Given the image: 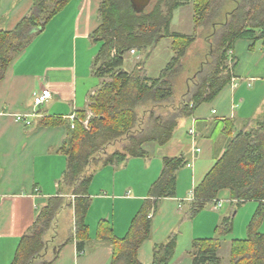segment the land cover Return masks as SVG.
Here are the masks:
<instances>
[{
  "label": "trees",
  "instance_id": "obj_1",
  "mask_svg": "<svg viewBox=\"0 0 264 264\" xmlns=\"http://www.w3.org/2000/svg\"><path fill=\"white\" fill-rule=\"evenodd\" d=\"M70 1L35 0L31 12L15 30L0 31V82L12 61L27 51ZM189 5L194 11L193 34L172 32L175 12ZM226 7L232 9L224 10ZM222 12L223 21H217ZM98 19L100 25L91 35L100 45L92 62V74L104 81L91 98L89 109L93 116L86 127L82 121L87 115L81 112L70 126L60 148L67 157L62 187L58 196L48 199L21 238L11 264H54L64 244L53 248L50 244L57 235L58 216L67 208L74 209L75 222L68 241H76L78 252L83 253L91 240L87 216L92 204L94 167L148 158L146 144L170 143L181 120L192 118L203 104L213 102L233 82L239 63L236 42H251L250 52L258 45L264 49V0H152L143 13H137L130 0H101ZM201 27L211 29L204 38L208 50L195 75L175 88L182 61ZM165 39L172 40L174 56L159 76L152 78L146 65ZM132 51L139 55V62L129 71L125 66ZM42 124L58 123L44 119ZM210 137L215 163L195 187L192 200L183 210V221L216 206L223 191H229L232 207L256 201L258 207L247 227V237L231 243L230 264H264V234L260 232L264 223V121H251L240 130L233 120L219 122ZM117 142L123 143L122 149L109 154L108 147ZM187 166L184 157L164 159L160 176L151 185L148 198L124 238L114 235L110 222L99 223L96 239L113 247L110 264H142L138 252L151 237L153 217L162 200L176 196L178 173ZM63 187L70 196L63 194ZM233 230L232 214L222 218L214 238L194 240L188 252L192 264H223L219 255L222 240ZM51 232L55 235L49 239ZM178 238L175 231L166 242L155 245L151 264H171Z\"/></svg>",
  "mask_w": 264,
  "mask_h": 264
},
{
  "label": "crops",
  "instance_id": "obj_2",
  "mask_svg": "<svg viewBox=\"0 0 264 264\" xmlns=\"http://www.w3.org/2000/svg\"><path fill=\"white\" fill-rule=\"evenodd\" d=\"M100 1H70L49 21L32 46L12 61L0 82V264L13 262L21 238L33 225L39 211L49 198L58 196L67 166V157L60 148L70 126H74L81 112H86L87 117L82 121L86 127L93 116L89 109L91 98L104 80L92 74L95 56L90 54L88 39L100 25ZM34 3L35 0H0V31L15 30L31 12ZM70 27L76 34L72 38L70 55L65 57V38ZM79 42L83 53L81 60ZM251 45L245 40L236 42L235 55L241 51L243 58L248 55V62L241 66L240 60L233 82L213 102L203 104L195 112L188 120V129L184 130V124L179 123L173 140L156 148L161 157L154 154L155 148L153 154L148 151L147 147L155 145L146 144L148 158H130L120 165L94 167V172H99L94 174L90 187L92 204L87 223L91 240L83 253L78 252L76 241H68L75 222L74 209L67 208L62 213H67L70 228L64 235L57 229L50 244L51 248L64 244L54 264H110L113 247L96 239L99 223L110 222L114 235L124 238L148 198L151 185L160 176L164 159L176 157L186 158L188 166L178 173L176 196L161 201L153 217L151 237L140 248L138 259L142 264H151L155 245L166 242L178 231L177 253L171 264H192L189 247L194 240L215 234L217 225L226 216L216 212L220 209L218 204L224 207L232 202L229 191H223L219 203L209 208V213L203 211L192 220L183 221V210L192 200L195 187L215 163L210 137L213 128L216 123L228 120L235 121L238 130L251 121H264V49L250 52ZM45 90L50 91L52 97L44 105L36 106L34 97ZM17 116H25L32 124L17 122ZM44 119L58 124L43 125ZM191 129L195 130V136L190 135ZM122 144H112L107 152L111 154L122 149ZM101 187H106L102 193ZM63 194L70 196L66 187H63ZM53 235L51 232L49 239ZM182 238L188 243L186 253L180 247Z\"/></svg>",
  "mask_w": 264,
  "mask_h": 264
},
{
  "label": "rangeland",
  "instance_id": "obj_3",
  "mask_svg": "<svg viewBox=\"0 0 264 264\" xmlns=\"http://www.w3.org/2000/svg\"><path fill=\"white\" fill-rule=\"evenodd\" d=\"M228 7V6H227ZM226 7V8H227ZM224 8V10H231L232 8ZM223 13L220 14V16L217 18V21H223ZM194 11H193V6L189 5L187 7L181 8L178 11L175 12L174 14V19L172 23V32L176 33H181L185 35H192L195 28H194ZM197 35L196 38L197 40L195 43L190 47L187 57L182 61L183 62V68L181 69L180 74L176 79L179 78V81L175 83V88H178L177 85L178 83L180 84L181 81H183L185 78L188 77H193L195 75V72L197 68L199 67L200 63L203 60V57L205 53L208 50V45L205 43L204 38L208 36V34L211 33V29H204V27H201L196 31ZM76 34V30L71 31V27L69 29L68 37L65 38L66 43H65V48H66V54L65 57H68L71 52V47H72V38ZM89 42V49L92 50L90 53L92 55H96L98 50H99V43H95L93 40L88 39ZM172 45V40L171 39H165L163 40L156 51L152 54L150 60L148 61L146 65V69L148 71V74L152 78H156L159 76L160 72L166 67V65L169 63L171 58L174 56L172 53L171 49ZM32 46V45H31ZM33 47L30 48V51L32 50ZM87 48V47H86ZM261 45H258L256 52L259 50L260 51ZM29 49V48H28ZM78 55L79 59L83 58V53H82V46L81 43H78ZM85 56L87 55L86 53L84 54ZM237 57L239 58V63L240 60H242V65L245 66V63L248 62V58L246 55L243 58V53L241 51L236 52ZM139 62V55L135 54L132 55L130 54L127 58L126 66L125 69L132 71L136 63ZM238 66V65H237ZM246 68H244L245 70ZM247 86V83H245ZM248 89V87H246ZM178 92V91H177ZM181 96V95H180ZM180 98V97H179ZM179 100V99H177ZM189 120V119H188ZM188 120H181L180 123L183 125L184 130L189 128V123L190 121ZM155 145L154 147H147L148 151H150L151 154H153V148H155L156 152L154 154H159L161 157V153H158V146L160 145L153 144ZM165 146V145H164ZM158 156V155H157ZM99 170L95 171L94 174H98ZM106 187H101V193L102 190H105ZM108 190V189H106ZM93 193H96L95 190H92ZM258 207V203L256 201H248L245 204H241L240 206H235L232 207L230 204H224V207L218 209L216 212L218 214H225L226 216L234 215V230L233 232L225 237L222 240V249H221V258L223 259V264H230L229 262V251H230V241L235 240V239H245L247 237V227L250 224L253 215L255 214V211ZM64 209L63 211H65ZM211 209H205L204 212L209 213ZM61 211L58 220H57V228L62 232L64 235L65 230L68 232V229L70 228V221L66 217L67 213H62ZM203 212V211H202ZM201 212V213H202ZM199 220H198V230H199ZM210 222V220H209ZM219 225V224H218ZM217 225V226H218ZM183 232V229H182ZM260 232L264 233V223L260 228ZM212 235V234H211ZM216 234H213L212 236H209L207 239L214 238ZM206 238V237H205ZM167 241V240H166ZM188 244V243H187ZM187 244H186V239L182 238L180 242V247L182 248L181 250L187 252ZM191 250V246L189 247V250Z\"/></svg>",
  "mask_w": 264,
  "mask_h": 264
},
{
  "label": "built area",
  "instance_id": "obj_4",
  "mask_svg": "<svg viewBox=\"0 0 264 264\" xmlns=\"http://www.w3.org/2000/svg\"><path fill=\"white\" fill-rule=\"evenodd\" d=\"M131 53H132V54H135V51H132ZM51 97H52L51 92L48 91V90H45L42 94H40V95H36V96L34 97L35 105H36V106H42V105H44L45 102H47ZM214 113H215V112H214ZM16 121H17V122L24 123V124H26L27 126H30V125L32 124L31 121H30L28 118H26L25 116H17V117H16ZM189 133H190L191 136H195V135H196L194 129H191V130L189 131ZM217 207H218V208H221V207H222V204H218Z\"/></svg>",
  "mask_w": 264,
  "mask_h": 264
},
{
  "label": "water",
  "instance_id": "obj_5",
  "mask_svg": "<svg viewBox=\"0 0 264 264\" xmlns=\"http://www.w3.org/2000/svg\"><path fill=\"white\" fill-rule=\"evenodd\" d=\"M152 0H130L132 8L137 13H143L151 4Z\"/></svg>",
  "mask_w": 264,
  "mask_h": 264
}]
</instances>
